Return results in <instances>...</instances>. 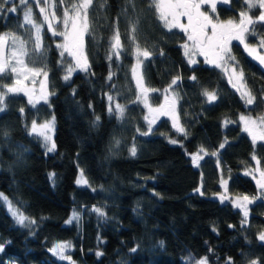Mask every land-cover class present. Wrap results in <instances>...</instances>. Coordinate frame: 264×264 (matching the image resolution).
Returning a JSON list of instances; mask_svg holds the SVG:
<instances>
[{"label":"trees","instance_id":"trees-1","mask_svg":"<svg viewBox=\"0 0 264 264\" xmlns=\"http://www.w3.org/2000/svg\"><path fill=\"white\" fill-rule=\"evenodd\" d=\"M15 3L18 0H8L5 7ZM134 3L135 12L127 0H93L89 10L92 31L83 41L90 66L87 72L77 70L70 80L63 79L65 66L71 62L59 57L56 38L45 25L41 36L46 55L23 57L29 68L48 73L44 82L48 101L30 106L21 95L5 98V109L0 111V193L14 204L22 201L21 211L35 224H15L0 203V244L4 245L0 264H71L49 251L54 242H71L67 255L75 264H194L203 257L208 264H225L229 257L233 264H264V241L258 239L264 232V195L243 175L256 166L264 169V142L254 144L237 120L240 114H262L264 66L239 44L231 45L247 87L256 97L255 105L247 106L219 70L201 62L187 63L180 48L184 35L164 28L155 9L149 11L150 0ZM56 5V16L61 17L65 5L59 0ZM26 7H31L36 23H43L28 0L5 20L0 18V35L11 33L24 40L34 37L35 29L24 22ZM243 9L241 0H230L217 6L213 15L237 20ZM51 11L48 7L49 14ZM258 12L251 14L255 17ZM137 19V42L153 52L141 67L145 87L150 90L147 103L160 104V92L167 90L176 102L184 132L163 116L148 135H142L148 125L143 107L136 102L131 75L134 46L129 44L130 27ZM52 21L59 31L61 21ZM116 28L127 54L122 51L119 59L113 55L109 60ZM256 30L263 36L264 25L257 24ZM27 47L31 51V43ZM177 76V85L168 90ZM11 83L10 73L0 79V85ZM205 89L215 91L217 100L208 102ZM109 95L114 97L111 106H127L123 121L109 114ZM50 116L55 117L56 145L51 153L40 139L28 134L30 123H41ZM133 145L134 156L130 153ZM212 152L217 155H210ZM196 153L203 157L198 165L192 161ZM81 170L88 185L76 183ZM50 173L55 177L50 178ZM222 180H228L226 193ZM197 188L204 194L195 191ZM218 193L229 200L258 199L248 206L245 222L243 210L229 200L221 202ZM94 208L102 209L106 217H100ZM74 210L80 214L79 220L66 223ZM133 248L137 251L132 252ZM97 251L103 255L98 257ZM189 254L194 257L190 262L186 259Z\"/></svg>","mask_w":264,"mask_h":264},{"label":"snow or ice","instance_id":"snow-or-ice-1","mask_svg":"<svg viewBox=\"0 0 264 264\" xmlns=\"http://www.w3.org/2000/svg\"><path fill=\"white\" fill-rule=\"evenodd\" d=\"M27 2L28 0H20L21 4H27ZM39 2L40 0H37V3ZM43 2L46 5V7L40 8V13L44 14L43 22L47 24V28L52 32L53 36L63 37V42L56 44V47L61 49V57H63L66 52L74 60V63L65 66L66 75H64L63 79L68 81L73 72L77 70L87 72L90 67L87 57L83 54V41L84 35L86 33L91 34L92 31L89 21V10L93 5V0H78V2H72V0H59L61 5H65L62 11V17L56 16V0H43ZM244 2L246 4V10L239 13L238 22L233 19L220 21L218 14L214 19L213 14H216L217 4H229L230 0H150L149 11L153 8L155 9L158 20L162 22L164 28L167 30L171 31L172 29L179 28L187 33V41L182 47L185 50L184 54L188 57V62L190 64L197 63V61L193 59L197 54L203 55L207 63L221 68L228 74L229 83L234 89L240 92L241 99L244 100L245 104L247 106H252L256 101V97L253 95L251 89L247 87L243 69L237 72L239 62L232 54L230 44L233 40L239 41V43L244 46V50L249 56L258 61L261 66H264V54H261L257 47L250 46L247 43L249 36L253 38L259 36L256 25H264V0H244ZM7 3L8 0H2V2H0V12L7 11L14 13L17 11L16 7L6 8L5 5ZM127 4L130 5L133 12H135L134 0H127ZM205 5L209 7V11L202 10ZM48 7L52 8L50 14L48 13ZM255 9H259V15L254 17L251 13ZM181 17L187 18L186 24L181 22ZM52 20H60L63 25V31L57 32V26L53 25ZM24 22L26 25H31V27L35 29L34 37L29 35V39L24 40L11 33L0 35V79H3L4 75L9 72L16 74L17 77L12 85H0V88L3 89V91H0V111H4V100L9 94L24 93L28 96V103L32 105L39 103V101H48L49 93L42 91L38 96H35L33 91L28 89L25 84V81L29 79V73L33 78L41 73L47 78L48 73L43 71V69L28 68L23 59V57H30L31 55L41 57L46 55L41 36L44 24L36 23L32 19L31 7H26L24 11ZM138 26L139 19L131 24L130 36L128 32H126L125 35L129 36V44L134 46L132 55L135 57L136 63L132 66V74L136 80L137 89L139 90L136 99L139 101L143 98L145 104H147V96L150 90L145 87L141 67L145 60L152 57L153 52L149 51L147 48L142 49L137 42L136 32ZM9 39L11 41V51L10 54H4L3 49L8 46ZM29 43L32 45L31 51H29L27 47ZM258 45L259 48H264V37L259 38ZM110 47L111 54L108 57L109 60L112 59L113 55L119 59L122 51L127 54V50L121 42V34L118 28H116L114 35L110 39ZM160 55H164L162 49L160 50ZM229 68H231V71H229ZM108 79H112V73L109 74ZM191 79L195 80V77ZM179 80V76L174 77L168 90H170L173 85H177ZM113 87L115 86L113 85ZM260 91L264 93V88L260 89ZM203 95L206 96L208 102L217 100V93L215 91L209 92L205 89ZM108 100L112 102L114 97L109 95ZM261 102L264 103V99H262ZM126 109V105L115 103L113 108L110 103L108 112L110 115L114 114L118 120L123 121L126 116ZM149 111L153 112L150 106ZM21 112H23V109H21ZM160 115L171 116L174 121V126L178 127V131H185L183 126L179 125L175 101H172L169 105H161L159 109L155 110V114H153L151 119L147 116L144 117V119L148 121V131L143 132L142 135H148L153 130L152 125L156 123ZM239 119L243 122V131L247 132L252 137L254 143L256 141H264V115L253 118L242 114ZM99 120L100 117L97 116L96 122H99ZM225 123H233V121H226ZM54 127L55 117L53 116L50 120L42 124H37L34 120L29 131V135H34L38 139L43 140V146L46 148L47 152L50 153L56 150V145L52 137ZM137 131H139V129H137ZM5 135H7V133H5ZM170 142L173 144L177 143L176 140H171ZM115 143L119 145L120 141L116 140ZM223 147L224 144H221L220 148ZM130 153L133 156L136 154L135 145L130 149ZM210 155L216 156L217 152H212ZM201 159H203V157L200 156L199 153L193 154L192 156L194 165H198ZM253 159H256V157L253 156ZM257 164H259V160H257ZM255 171L259 172V179L256 180V183L259 189L264 190V170L257 168ZM246 174L253 176L254 179L256 178L252 171ZM54 177L55 173H50V178ZM76 183L88 185L89 182L84 177L83 170H81L80 177L77 179ZM221 183L226 193L228 180H222ZM195 191L199 192L200 195L204 194L200 188L195 189ZM216 195L221 202L229 200V197L224 193H218ZM262 195H264V191H262ZM256 199H258V197L249 198L248 196H244L242 198L237 197L231 201L233 206L243 210L245 222L249 215L248 206ZM0 203L7 206V210L14 218L16 224L24 227H30L35 224L34 220L24 215L21 211L23 207L22 201H17V204L20 205V207H17V204H14L12 199L0 193ZM94 211L97 212L100 217H106V213L102 209L94 208ZM79 218L80 214L74 210L72 216L66 223H72L73 220L78 221ZM258 239L264 241V232L259 234ZM163 244L164 242L161 241L160 245L163 246ZM72 247L73 245L71 242H58L54 244L49 251L60 259L75 264L71 256L66 254V249ZM3 248L4 245L0 244V251H2ZM131 251L135 252L137 249L133 248ZM96 255L99 257L103 255V253L97 251ZM186 259L190 262L194 260V257L189 254ZM196 264H208L207 257L197 260ZM225 264H233L232 259L229 257L225 261ZM251 264H258V261H252Z\"/></svg>","mask_w":264,"mask_h":264},{"label":"rangeland","instance_id":"rangeland-1","mask_svg":"<svg viewBox=\"0 0 264 264\" xmlns=\"http://www.w3.org/2000/svg\"><path fill=\"white\" fill-rule=\"evenodd\" d=\"M30 1H32V2L34 3V7L37 8V11H38V13H39V16H40V18L42 19V22H43V16H44V14L40 13V8H41V7H46V5L44 4L43 0H40V5H38V4L36 5L37 0H30ZM241 1H242V4L245 6V9H243L242 11H245V10H246V4H245L244 0H241ZM41 4H42V5H41ZM23 5H25V4H21V3H20V0H18V3H15V4H13V5H9V6L6 7V8H11V7H16V6H23ZM217 5H224V4H223V3H218ZM202 10H204V11H209V7H208L207 5H205V6H203ZM255 10H256V9H255ZM258 10H259V9H258ZM9 13H11V12H7V11L0 12V18H1L2 20H5V18L7 17V15H8ZM210 14H211V13H210ZM258 15H259V12H258ZM61 17H62V16H61ZM214 19H215V17H214ZM219 20H220V19H219ZM238 20H239V18H238L236 21L238 22ZM220 21H227V20H220ZM181 22L186 24V23H187V18H186V17H181ZM52 23H53V21H52ZM43 24H44V25L46 26V28H47V24L44 23V22H43ZM47 30H48V28H47ZM176 30H178L179 32H181V33L184 35V37H185V40H184L183 43L180 45V48H181V51H182V53H183V55H184L185 60L187 61V63H188L190 66H191V65H194V64H190V63L188 62V57L185 56V54H184L185 50H184V48L182 47V45L187 41V33L183 32V31H182L181 29H179V28H176ZM48 31L50 32V34L52 35V37L56 38V41L54 42V46H55V48H56V51H57L59 57H60L62 60H67V59H68V60H70L71 63H74L73 58H72L71 56H69L66 52H65L64 56L61 57V55H60L61 49H58V48L56 47V44H57V43H62V42H63V37H60V36H53L52 32H51L50 30H48ZM56 31H57V32H59V31H63V25H62V22H61V24H60L59 31H58V30H56ZM260 37H264V33H263V36L259 35V36L255 37V38L249 36L248 39H247V43H248L250 46H255V47H257V48H258V51H259L261 54H264V48H259V45H258V40H259ZM189 43H190V42H189ZM233 43H237V44H239V45L241 46V48L243 49V51L245 52V54H248V53L244 50V46H243L242 44H240L239 41L233 40V41L231 42V44H230V47H231V45H232ZM10 51H11V41H10V39H9V41H8V46L5 47V53H4V54H10ZM248 55H249V54H248ZM250 57H251V56H250ZM251 58H253V57H251ZM193 59H195L197 62H201L202 65H205V66H208V67L216 68L217 70H219V71L221 72L222 75H224V77H225V78L227 79V81L229 82V80H228V74L225 73L221 68L216 67L215 65H212V64L207 63L206 60H205V57H204L203 55L197 54L195 57H193ZM135 63H136V60H135V57H134V60H133L132 66H133ZM230 63H231V62H230ZM132 66H131V75H132V79H133V81H134V84H135V87H136V90H137V95H138V94H139V90L137 89V86H136V80H135V78L133 77V74H132ZM27 67L29 68L28 65H27ZM30 69H32V68H30ZM239 70H240V69L237 68V72H239ZM229 71H231V68H229ZM75 72H76V71H75ZM75 72H73V73H75ZM9 73L11 74L12 79H13V82H14V80L17 78V77H16V74L11 73V72H9ZM28 75H29V79L25 81V84H26V86H27L28 89H30V90L33 91V94H34L35 96H38L42 91L46 92V89H45V83H44V82H45V77H44L43 74H39V75L35 76L34 78L31 76L30 73H29ZM21 78H22V77H21ZM12 84H13V83H11L10 85H12ZM230 85H231V84H230ZM231 86H232V85H231ZM0 91H3V89L0 88ZM235 91L239 94V96H240V98H241V94H240V92H238L236 89H235ZM160 94H161V96H162V97H161L162 101H161L160 104L155 105V106H151V105H149L148 103L145 104L143 98H141L139 101H137V99H136V102H137L138 104H140V105L143 107V109H144V117L147 116L149 119H151L152 116H153V114H155V110L159 109L161 105H165V106H167V105H169L170 103H172V101H175L174 98H173V96H171V95L168 93V91H166V90L161 91ZM11 95H21V96H23V97L25 98L26 102L28 103V96L25 95L24 93L9 94V95H7V96H11ZM137 95H136V98H137ZM7 96H6V97H7ZM6 97H5V98H6ZM166 97H167V99H166ZM106 100H108V96L106 97ZM41 103H45V101H39V103H37V104H41ZM110 103H111V102H110ZM37 104H35V105H37ZM28 105H30V106H35V105L29 104V103H28ZM254 105H255V104H254ZM114 106H115V105H112V107H114ZM149 106L151 107V109L153 110V112H150V111H149ZM175 109H176V102H175ZM241 115H242V114L238 115V117H237V120H238V123H239L240 130L252 140V137H251L247 132L243 131L244 125H243V122H241L240 119H239ZM243 115H245V116H251V115H248V114H243ZM261 115H264V110H263V112H262ZM163 116L170 118V122H174L171 116L160 115V116L158 117V119L156 120V123H157V122H158ZM52 117H53V116H50V118L47 119L46 121L50 120ZM251 117H253V116H251ZM253 118H256V117H253ZM43 122H45V121H43ZM43 122H41V123H37V124H42ZM145 122H146L147 125H148V121L145 120ZM156 123H155V124H156ZM155 124H153L152 126H154ZM31 125H32V123L29 124V127H28V134H29V131H30ZM53 135H54V131H53V133H52V137H53ZM31 136L37 138V137L34 136V135H31ZM40 140H41L42 145H43V140H42V139H40ZM252 141H253V140H252ZM260 142L262 143V142H264V141H256L255 143H254V142H253V143L256 144V143H260ZM43 147H44V146H43ZM44 149L46 150L45 147H44ZM257 168H259V167L256 166L254 169L245 170L244 173H243V175H245V176L251 178V179L254 181V183L256 184V186H257V188H258V191H259L260 193H262V191H264V190L259 189V187H258V185H257V183H256V180L259 179V172H258V171H255ZM259 169H260V170H264V169H261V168H259ZM250 171H252V172L254 173V175H255V177H256L255 179L253 178V176H249V175L246 174V173H248V172H250ZM79 177H80V176H79ZM79 177H78V178H79ZM78 178H77V179H78ZM76 181H77V180H76ZM79 185H82V184H79ZM221 186H222V191H223V190H224V186H223V185H221ZM233 199H235V198H233ZM233 199H230V200H229L230 203H232L231 201H232ZM3 205H4V204H3ZM231 205L233 206V204H231ZM4 207H5L6 211H7V213L10 215V217H11V218L13 219V221H14V218L11 216V214H10V213L8 212V210H7V206L4 205ZM238 209H239V208H238ZM240 210H241V209H240ZM72 213H73V212H72ZM72 213H71L70 217L72 216ZM70 217H69V218H70ZM69 218H68V219H69ZM73 221H76V220H73ZM14 223H15V221H14ZM15 224H16V223H15ZM17 225H18V224H17ZM19 226H21V225H19ZM56 243H58V242H54V243L52 244L51 248H52L53 245L56 244ZM68 250H69V249H66V254H67ZM50 252H51V251H50ZM51 253H52V252H51ZM52 254H53V253H52ZM53 255H54V254H53ZM54 257L57 258L58 260H61V261H65V262H69V263H71L70 261L62 260V259H60L59 257H57V256H55V255H54ZM194 264H196V263H194Z\"/></svg>","mask_w":264,"mask_h":264},{"label":"water","instance_id":"water-1","mask_svg":"<svg viewBox=\"0 0 264 264\" xmlns=\"http://www.w3.org/2000/svg\"><path fill=\"white\" fill-rule=\"evenodd\" d=\"M3 53H5V48L3 49Z\"/></svg>","mask_w":264,"mask_h":264},{"label":"flooded vegetation","instance_id":"flooded-vegetation-1","mask_svg":"<svg viewBox=\"0 0 264 264\" xmlns=\"http://www.w3.org/2000/svg\"><path fill=\"white\" fill-rule=\"evenodd\" d=\"M217 6H219V5H217ZM243 50V49H242Z\"/></svg>","mask_w":264,"mask_h":264}]
</instances>
